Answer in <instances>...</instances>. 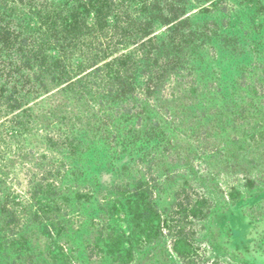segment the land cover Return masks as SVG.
Wrapping results in <instances>:
<instances>
[{"label":"trees","instance_id":"trees-1","mask_svg":"<svg viewBox=\"0 0 264 264\" xmlns=\"http://www.w3.org/2000/svg\"><path fill=\"white\" fill-rule=\"evenodd\" d=\"M227 5L241 7L239 25L232 23ZM217 50L233 64L245 62L252 50L257 70L243 67L231 82L227 74L214 77L206 95L217 109L208 111L195 105L197 82L206 55ZM46 95L61 102L59 107L34 104ZM158 115H174L176 130L193 136L192 146L211 148L226 144L225 139L252 144L247 158L262 163L264 0H0V158L10 144L39 128L45 149L61 162L57 169L49 164L42 174L52 182L34 186L33 206L19 209L15 195L5 202L0 197V264H74L75 259L85 264L98 254L131 264L136 247L158 251L152 242L168 221L148 196L149 181L185 162H190L187 179L203 177L191 168L190 154H173L175 143ZM96 149L102 171L116 177L109 192L117 198L103 214H87L80 233L60 219L52 195L59 194L57 174L63 178L74 159H90ZM252 170L224 193L216 185L205 190L225 195L211 217L223 212V202L233 206L263 196L242 217L262 224L264 169ZM201 202L208 200L187 213L200 215ZM38 238L42 247L35 245ZM258 239L254 251L264 264V233ZM184 240L171 244V252L181 258L190 256Z\"/></svg>","mask_w":264,"mask_h":264},{"label":"rangeland","instance_id":"rangeland-1","mask_svg":"<svg viewBox=\"0 0 264 264\" xmlns=\"http://www.w3.org/2000/svg\"><path fill=\"white\" fill-rule=\"evenodd\" d=\"M236 6L239 7L238 11L234 5H227L226 12L229 17L232 16L230 18L232 23L239 25L240 20L236 14L243 12L239 5ZM247 39H250V34L245 35V40L247 41ZM245 40L243 39L246 44ZM253 57L251 50L245 62L240 59L233 64L219 50L214 56L206 55L205 66L199 70L201 77L197 82L199 92L195 105L198 104L201 109L204 106L208 111H215L216 103H213L212 99L206 95V89L212 84V79L227 74V79L229 78L231 82L243 67H246L247 71L257 70V66L253 64ZM56 92L55 90L51 93ZM47 97L48 95L41 97L34 104L39 103L37 105H40L42 109L59 107L61 102L56 101L55 97L44 99ZM206 119L202 118L201 120ZM157 120L165 132L172 136L175 143L173 154H178L181 157L190 154L191 168L198 175L203 174V177L198 179L196 176V179H187L190 176L187 173L190 162H185L169 171L160 173L155 179L149 181L151 192L148 196L161 213V218L168 221L169 227L165 226L160 231L158 238L152 242V248H157L158 251H154L150 247L145 249L136 247V257L132 264H239L241 261L259 264L262 258L254 250H258L256 247L258 237L264 233V221H258L262 224L254 226L248 224L242 217L249 209L253 208L252 204L261 201L260 197L263 196L244 200L234 206L222 204L223 212L211 217L210 212L214 209L217 210L216 205L220 198V195H213L217 202L211 203L209 200L207 203L201 202L199 204L200 215L191 216L187 212L192 208V205L208 196L205 190L213 185H216L224 193L246 179L245 171H253V167L255 171L264 169V159L259 166L251 163L247 155L252 144L244 147L238 142L231 143V139H225L226 144L224 145H212L211 148L192 146L193 136L187 134V131L176 130L178 123L175 121L174 115H158ZM42 136L41 129L32 128L27 135L19 138L18 143L10 144L4 151V156L0 158V197L5 202L6 196L15 195L20 202L19 209L33 206L29 202V197L34 194V186L37 183L45 186L48 182H52L51 179L44 180L45 175L42 174L48 170L49 164H56L55 169H57L61 163L45 149ZM245 136L239 137L238 140L242 142L246 139ZM3 147V145L0 146V151ZM109 147L114 146L110 144ZM238 147H241L242 150ZM254 148L252 146L251 150ZM256 149L258 150L257 145ZM255 155L252 156L255 157ZM89 157L90 159H86L87 157L74 159L68 171L64 172L63 178L57 174L56 192L59 191V194L52 195L58 201L60 219L73 224V229L80 233L78 227L87 214L92 211L94 214H103L102 210L108 203L113 202L114 197L117 198L114 190L112 193L109 192L116 183V177L102 171L104 162L98 149L94 155H89ZM259 158L262 156L258 155ZM140 171H143L141 167ZM146 179L148 178L146 177ZM88 184L90 186L86 187ZM61 192L62 195H60ZM66 199H71L72 202L66 203ZM178 199L182 203L179 202L180 207H177ZM185 207L186 212L184 211ZM251 214L255 213L251 212ZM123 221L122 218H118L116 223L122 225ZM106 224L107 222H105ZM256 229V234L252 235ZM175 238L185 239L184 241L190 247V256L181 258L170 252L171 244ZM263 243L262 241L261 245ZM35 245L42 247L43 241L38 238ZM166 246H168V250ZM150 249L151 254L148 256L147 250ZM166 251L169 255L166 254ZM141 256L146 258L141 260ZM86 260L85 264H119L99 256V254L95 258ZM74 264H78L76 259Z\"/></svg>","mask_w":264,"mask_h":264},{"label":"flooded vegetation","instance_id":"flooded-vegetation-1","mask_svg":"<svg viewBox=\"0 0 264 264\" xmlns=\"http://www.w3.org/2000/svg\"><path fill=\"white\" fill-rule=\"evenodd\" d=\"M242 183H243V182H242ZM242 183H240L239 185H241ZM223 196H225V195H220L219 202H217V200H214L215 197H214L213 195H211V196L208 195V196L205 197V199L209 200L211 203H212V202H217V204H220V201L223 200ZM213 200H214V201H213ZM223 203H224L223 205H226V206H232L231 204H225V202H223ZM233 206H234V205H233ZM166 248H167V250H168V246H166ZM134 251H135V250H134ZM170 252H171V251H170ZM171 253H172V252H171ZM135 257H136V253H135ZM135 257H134V260H135ZM134 260H133V261H134ZM133 261H132V262H133ZM241 262H242V261H241ZM241 262H240V264H242ZM131 264H132V263H131Z\"/></svg>","mask_w":264,"mask_h":264}]
</instances>
